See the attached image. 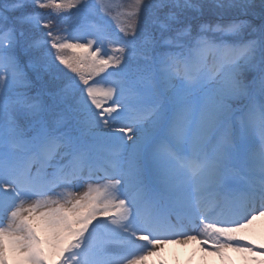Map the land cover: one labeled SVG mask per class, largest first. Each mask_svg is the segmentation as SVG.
I'll return each instance as SVG.
<instances>
[{
	"label": "snow or ice",
	"instance_id": "obj_1",
	"mask_svg": "<svg viewBox=\"0 0 264 264\" xmlns=\"http://www.w3.org/2000/svg\"><path fill=\"white\" fill-rule=\"evenodd\" d=\"M260 218L264 0H0V264L264 256Z\"/></svg>",
	"mask_w": 264,
	"mask_h": 264
},
{
	"label": "rangeland",
	"instance_id": "obj_2",
	"mask_svg": "<svg viewBox=\"0 0 264 264\" xmlns=\"http://www.w3.org/2000/svg\"><path fill=\"white\" fill-rule=\"evenodd\" d=\"M63 4H68L70 0H58ZM108 3L113 5H125L131 4L132 0H107ZM75 9L64 10V15H70ZM117 12H126L127 8H119ZM72 21L69 20L66 23L62 22L63 27H70ZM114 30L116 28L115 22L112 23ZM71 30V29H70ZM107 47V45H106ZM246 237V243L248 240L252 241V244L256 247L264 244V218L256 220L248 229L242 233ZM195 247L191 250L186 249L184 243H168L166 247L163 245L154 250L153 255L149 256L145 261V264H260L264 261V256H253L247 252L235 251L234 248L220 249L219 252H214L209 246H203L199 241H194ZM174 244L169 247V245ZM200 250V251H199ZM201 252L200 255L197 252Z\"/></svg>",
	"mask_w": 264,
	"mask_h": 264
},
{
	"label": "bare ground",
	"instance_id": "obj_3",
	"mask_svg": "<svg viewBox=\"0 0 264 264\" xmlns=\"http://www.w3.org/2000/svg\"><path fill=\"white\" fill-rule=\"evenodd\" d=\"M195 242L194 241H189L187 244H185V246H186V249H188V250H191L192 248H194L195 246L193 245ZM174 244H171V245H169V247H171V246H173ZM165 247L167 246V245H164ZM192 247V248H191ZM200 251V250H199ZM197 252V254L198 255H200L201 254V252Z\"/></svg>",
	"mask_w": 264,
	"mask_h": 264
}]
</instances>
